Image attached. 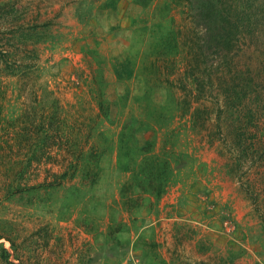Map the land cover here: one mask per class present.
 Returning <instances> with one entry per match:
<instances>
[{
    "label": "rangeland",
    "instance_id": "1",
    "mask_svg": "<svg viewBox=\"0 0 264 264\" xmlns=\"http://www.w3.org/2000/svg\"><path fill=\"white\" fill-rule=\"evenodd\" d=\"M236 2L254 33L194 99L154 66L183 70L167 45L183 0H0V24L36 54L37 85L90 133L58 187H23L36 182L0 152V253L10 238L41 241L24 247L29 264H264V0ZM25 102L0 63V116Z\"/></svg>",
    "mask_w": 264,
    "mask_h": 264
},
{
    "label": "trees",
    "instance_id": "2",
    "mask_svg": "<svg viewBox=\"0 0 264 264\" xmlns=\"http://www.w3.org/2000/svg\"><path fill=\"white\" fill-rule=\"evenodd\" d=\"M183 1L186 5L185 23L182 28L170 32L167 43L170 49L177 48L184 52L183 70L176 68L174 61L162 58L157 59L161 63H154V66L160 81L191 94L195 99L201 91H206L202 83L210 81L215 71L227 66V61L239 48L242 36L254 32L250 19L242 22V18H238L237 0ZM258 2L262 4L263 0ZM3 27L0 24V63L7 74L16 76L20 95L28 102H25V107L16 118L4 119L0 116V152L2 156L15 159L18 166L14 173L18 179L27 176L36 182L23 187L62 186L69 183L78 171L84 145L90 135L83 130L87 124L67 120L54 91L37 85L35 52L26 45H17L15 34ZM248 27L249 31L246 32ZM210 52L214 55L209 56ZM170 75H174V78ZM186 78L193 81V88L188 86ZM78 134H85L82 145L78 144ZM42 232L45 235L49 233L47 225L38 227L33 234ZM27 240L21 243L39 245L41 242ZM2 244L1 264H29L22 260L27 244L19 245L10 238H6Z\"/></svg>",
    "mask_w": 264,
    "mask_h": 264
}]
</instances>
